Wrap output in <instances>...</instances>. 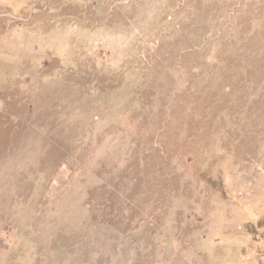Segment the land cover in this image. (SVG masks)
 <instances>
[{"label": "rangeland", "instance_id": "obj_1", "mask_svg": "<svg viewBox=\"0 0 264 264\" xmlns=\"http://www.w3.org/2000/svg\"><path fill=\"white\" fill-rule=\"evenodd\" d=\"M0 264H264V0H0Z\"/></svg>", "mask_w": 264, "mask_h": 264}]
</instances>
